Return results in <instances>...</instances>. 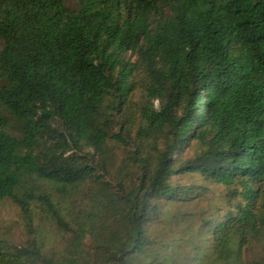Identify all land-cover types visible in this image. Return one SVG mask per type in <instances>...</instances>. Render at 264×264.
<instances>
[{"label":"trees","instance_id":"trees-1","mask_svg":"<svg viewBox=\"0 0 264 264\" xmlns=\"http://www.w3.org/2000/svg\"><path fill=\"white\" fill-rule=\"evenodd\" d=\"M6 199L0 264H264V0H0Z\"/></svg>","mask_w":264,"mask_h":264},{"label":"rangeland","instance_id":"rangeland-1","mask_svg":"<svg viewBox=\"0 0 264 264\" xmlns=\"http://www.w3.org/2000/svg\"><path fill=\"white\" fill-rule=\"evenodd\" d=\"M202 206H205V202H201ZM41 222L37 221L34 225L35 233L37 234L43 228L39 225ZM26 226L24 225V218L15 204L10 200H1L0 201V237H4L8 240H11L14 243H21L25 240L27 235ZM260 246L254 245L251 246L245 253V260L247 263H251L256 259L260 254Z\"/></svg>","mask_w":264,"mask_h":264}]
</instances>
